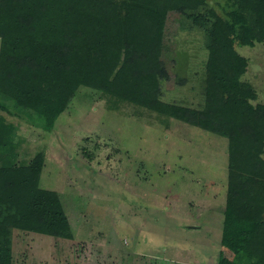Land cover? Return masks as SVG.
I'll return each mask as SVG.
<instances>
[{
  "label": "trees",
  "instance_id": "trees-1",
  "mask_svg": "<svg viewBox=\"0 0 264 264\" xmlns=\"http://www.w3.org/2000/svg\"><path fill=\"white\" fill-rule=\"evenodd\" d=\"M224 1L220 13L200 11L204 0H0V109L50 130L87 86L225 138L220 243L236 264H264V103L252 102L255 90L241 79L247 58L235 47L264 41V0ZM173 12L208 24L202 108L162 97ZM18 128L0 123V264H13V228L73 237L59 193L40 185L44 159L20 155Z\"/></svg>",
  "mask_w": 264,
  "mask_h": 264
},
{
  "label": "rangeland",
  "instance_id": "rangeland-1",
  "mask_svg": "<svg viewBox=\"0 0 264 264\" xmlns=\"http://www.w3.org/2000/svg\"><path fill=\"white\" fill-rule=\"evenodd\" d=\"M204 2L200 11L223 12L224 0ZM207 25L177 12L167 18L164 99L202 108ZM235 47L247 58L241 79L255 90L252 102L264 103V41ZM0 123L18 124L20 155L44 159L40 185L59 193L73 232L67 238L13 228V264H220L225 138L87 86L50 130L1 109ZM223 252L224 264H232Z\"/></svg>",
  "mask_w": 264,
  "mask_h": 264
},
{
  "label": "crops",
  "instance_id": "crops-1",
  "mask_svg": "<svg viewBox=\"0 0 264 264\" xmlns=\"http://www.w3.org/2000/svg\"><path fill=\"white\" fill-rule=\"evenodd\" d=\"M224 205H225V204H224ZM221 233H222V232H221ZM220 240H221V234H220ZM219 242H220V241H219ZM219 245H220V244H219ZM219 245H218V250H219V258H220L219 261H220V264L227 263V261L223 260V259H224V254H225L224 252H225V251L223 252V250H224L223 247H222V246H219ZM226 252H228V251L226 250ZM231 256H232V255H231ZM225 258H226V257H225ZM231 263H232V264H236L235 262H232V261H231Z\"/></svg>",
  "mask_w": 264,
  "mask_h": 264
}]
</instances>
